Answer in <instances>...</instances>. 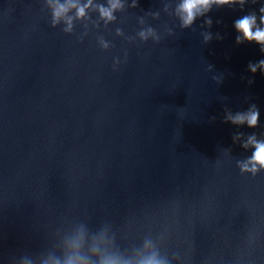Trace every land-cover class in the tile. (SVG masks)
I'll return each mask as SVG.
<instances>
[{
  "label": "water",
  "instance_id": "obj_1",
  "mask_svg": "<svg viewBox=\"0 0 264 264\" xmlns=\"http://www.w3.org/2000/svg\"><path fill=\"white\" fill-rule=\"evenodd\" d=\"M259 6L183 29L175 0H139L65 34L42 0H0V264H98L94 246L123 264H264V168L241 171L264 132L248 68L264 54L233 27ZM252 104L257 128L224 122Z\"/></svg>",
  "mask_w": 264,
  "mask_h": 264
},
{
  "label": "clouds",
  "instance_id": "obj_2",
  "mask_svg": "<svg viewBox=\"0 0 264 264\" xmlns=\"http://www.w3.org/2000/svg\"><path fill=\"white\" fill-rule=\"evenodd\" d=\"M259 3L258 9L247 11L246 14L235 19L233 27L237 33L235 42L244 44L245 42L259 45V51L264 54V0H175L174 14L179 21V26L183 29L190 28L198 18L205 17L203 25L209 28L212 26V18L207 16L213 7H229L238 6L240 11L245 10L248 4ZM139 6V0H42V7L49 15L51 27L63 26L62 31L65 34H73L76 32L77 22L84 28L89 21L98 19L100 24L108 25L115 22L118 14L124 10L135 9ZM167 11V5L165 6ZM159 15L158 13L156 14ZM220 23V21H217ZM171 34V29L169 30ZM117 35H122V29H116ZM87 35L84 32L79 38L83 41V36ZM204 40L207 42L211 39V34L205 32ZM139 36L143 41H147L149 36H155V29L149 27L147 31H140ZM156 41L159 42V37L156 36ZM101 46L104 50L109 49L107 41H101ZM127 53H125V56ZM121 63L120 59L114 58L113 69ZM249 70L255 74L258 69L261 74H264V59H260L256 63H249ZM213 119H215L213 117ZM260 110L256 104H252L246 111H237L235 114H228L225 118V123H231L234 126H247L255 129L259 126ZM245 133L242 131L234 134L233 140L242 139ZM241 147L245 150H251V155L248 161L242 164L241 171L256 172L264 168V132L258 136L256 132H251L247 135L246 140H243ZM249 164L252 165L249 168ZM258 166V167H257ZM80 247V243L75 245ZM93 255L99 257L98 264H123V262L108 255H101L98 247L91 249ZM57 264H60L57 261ZM65 264H91L90 259L77 253L69 257ZM141 264H165L164 261L158 259L155 255L148 257Z\"/></svg>",
  "mask_w": 264,
  "mask_h": 264
}]
</instances>
